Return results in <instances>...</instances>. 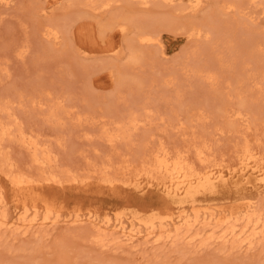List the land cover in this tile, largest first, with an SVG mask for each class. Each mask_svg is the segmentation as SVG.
Instances as JSON below:
<instances>
[{
  "label": "rangeland",
  "instance_id": "1",
  "mask_svg": "<svg viewBox=\"0 0 264 264\" xmlns=\"http://www.w3.org/2000/svg\"><path fill=\"white\" fill-rule=\"evenodd\" d=\"M103 1L110 2L109 6H101L99 3ZM247 1L201 0L198 11L194 12L188 9L189 0H176L169 5L151 3L148 7H142L138 0L0 2V128L4 123L5 127H11V130L10 127L7 129L10 135L0 139V167H3L2 170L0 168V187L10 192L4 176L9 164H12V169L38 171L30 160L31 149L22 146L18 139L16 141L19 129L40 138L38 141L51 150L54 169L67 168L77 176L89 177L87 183H76L77 188L76 184L70 186L68 183L63 188H58L59 185L45 187L48 202L63 214L59 220L61 223L58 221L48 229L46 226H34L25 235L18 229L14 231V226L1 227L0 264H264V240L245 252L243 248L220 250L219 241L204 248L196 245L198 240L190 242L187 237L171 242V238L154 241L147 237L145 240L146 237L141 235L139 239L136 237L137 240L134 237L130 244L118 229L108 227V233L111 230L110 234H115V238L107 236L106 240L112 241L106 244L105 240L104 245L93 241L96 221L89 222L84 217L75 223L73 219L64 220V215L75 211H92L100 219L105 213L125 219L140 212L139 215L147 217L152 212L173 207L156 189L140 194L130 185L136 179L142 183L147 181L146 174L136 175L134 169L139 168L144 155V159L150 157L158 150L157 147H165L170 153L173 150L171 154L182 151L199 166L195 152L198 149L202 151L201 146L204 145L207 150L204 149L202 155L206 161L215 163L217 167H226L236 166L238 153L242 146L248 144L249 149L264 161V0L260 3L254 0L252 4L251 0ZM158 17L162 21H158ZM121 20L127 22L125 31L120 30ZM152 21L158 23L150 24ZM144 24L148 29L155 27L158 45L155 42L148 46V43L137 45L134 42L137 26ZM51 25L59 32L55 38L52 34L46 35ZM199 25L202 26L197 29ZM131 49L140 50L138 62H128ZM241 100L244 101L243 106L238 103ZM137 104H143L146 112L137 108ZM224 108L228 113L223 112ZM132 110L141 113L138 112L137 126L128 127L131 131L129 139L125 135V141L121 136L116 142L113 140L114 143L105 141L107 131L104 130L111 132L119 125L123 129L125 125L119 122L124 123ZM237 110L245 115L242 120L228 115ZM92 118L99 120L96 122ZM163 123H166L164 127ZM187 140L189 142L186 143ZM102 163L109 166L106 172L110 176L120 180L125 178L121 181L124 185L120 181L113 187L100 184L101 168L98 167H102ZM82 170L84 172L80 173ZM126 179L128 181L124 183ZM240 193L253 191L219 187L216 192L198 194L197 198L200 205L230 206L237 202ZM254 199L257 203L264 201V192L256 194ZM16 211L12 205L9 206L10 215H15ZM36 227H41L44 232L40 228L37 231ZM104 230L107 233V229Z\"/></svg>",
  "mask_w": 264,
  "mask_h": 264
},
{
  "label": "bare ground",
  "instance_id": "2",
  "mask_svg": "<svg viewBox=\"0 0 264 264\" xmlns=\"http://www.w3.org/2000/svg\"><path fill=\"white\" fill-rule=\"evenodd\" d=\"M9 0H0V2L7 3ZM11 1V0H10ZM90 1V0H89ZM176 0H138L140 4L143 6H149V4H164V5H169L174 3ZM236 1V0H235ZM240 1V0H238ZM247 0H245L246 2ZM251 0V4H252ZM262 1V0H261ZM178 2V1H177ZM190 4H187L189 7L188 9L195 10L200 7V4L202 3L201 0H189ZM231 2V1H230ZM242 2V1H241ZM238 2V3H241ZM248 2V1H247ZM255 2V1H254ZM253 2V4H254ZM257 2V0H256ZM110 2H101L99 3L101 6L105 7L108 5ZM180 3V2H179ZM232 3V2H231ZM243 3V2H242ZM249 3V2H248ZM260 3V0H259ZM258 3V5H260ZM138 4V3H137ZM224 4V3H223ZM243 5V4H241ZM99 6V7H101ZM109 6V5H108ZM175 6V5H174ZM203 6V5H202ZM257 6V5H255ZM186 7V6H185ZM182 8V7H181ZM184 8V7H183ZM221 8V7H220ZM228 8H231L228 6ZM227 8V9H228ZM233 8V7H232ZM236 8V7H235ZM238 8V6H237ZM52 9V8H51ZM50 9V10H51ZM218 9V8H217ZM226 9V10H227ZM239 9V8H238ZM235 10V9H233ZM237 10V9H236ZM95 11V10H93ZM198 11V10H197ZM217 11V10H216ZM223 11V10H222ZM222 11L220 13H222ZM45 12V9H44ZM234 12V11H231ZM41 13V12H40ZM225 14V13H224ZM254 17V16H253ZM252 17V18H253ZM256 17V16H255ZM147 18V17H146ZM152 18V17H151ZM150 18V19H151ZM251 18V17H250ZM257 18V17H256ZM253 18V19H256ZM112 19V18H110ZM117 19V18H116ZM124 19V18H123ZM148 19V18H147ZM161 20V17H158ZM171 20V19H168ZM149 21V20H148ZM162 21V20H161ZM160 21V22H161ZM113 22V21H111ZM122 22V20H121ZM153 22V21H152ZM150 22V24L156 25L158 23L157 21H154L153 23ZM159 22V24H160ZM166 22V21H165ZM97 23H100L99 21ZM114 23V22H113ZM127 22H122L119 24L120 30L125 31V28ZM164 23V22H163ZM192 23V22H191ZM195 23V22H194ZM208 23V22H207ZM206 23V24H207ZM109 24V23H108ZM149 24V25H150ZM200 24V23H199ZM203 23V25H206ZM212 24V23H211ZM214 24V23H213ZM175 25V24H174ZM173 25V26H174ZM190 25V24H188ZM192 25V24H191ZM190 25V26H191ZM215 25V24H214ZM48 26L46 35L49 34V36L52 34L55 38L57 37V33L59 35V32L55 27ZM69 26V25H68ZM181 26V25H180ZM202 25H199L197 29H200ZM209 26V25H208ZM150 27V26H149ZM155 28V27H154ZM151 29V27L148 29L146 28L145 24L144 25H139L137 26V31L135 33V38L134 42L138 45V43H152L157 41L159 42V38L157 37V34L155 33L156 30ZM180 28V27H179ZM195 28V25L194 27ZM214 28V27H213ZM212 28V29H213ZM98 29V28H97ZM170 29V28H169ZM175 29V28H174ZM208 29H210L208 27ZM219 29V28H218ZM109 30V28H108ZM217 30V29H216ZM61 31V30H60ZM135 31V30H134ZM158 31V30H157ZM185 31V30H184ZM191 31V30H190ZM198 31V30H197ZM100 32V31H99ZM206 32V31H205ZM43 33H45L43 31ZM64 33V32H63ZM193 33V32H189ZM195 33V32H194ZM199 33V32H197ZM208 33V30H207ZM206 33V35H207ZM106 34V33H105ZM174 34V33H173ZM211 34V33H210ZM250 34V33H249ZM44 35V34H43ZM41 35V36H43ZM45 35V36H46ZM192 35V34H191ZM44 36V37H45ZM160 36V35H159ZM188 36V35H187ZM205 36V35H204ZM209 36V35H208ZM251 36H253L251 34ZM48 36H46L47 38ZM122 37V36H121ZM197 37V36H194ZM248 37V36H247ZM49 38V37H48ZM52 38V36H51ZM106 38V37H105ZM199 39V38H198ZM202 39V38H201ZM49 40V39H48ZM133 40V39H132ZM131 40V41H132ZM254 40V39H253ZM233 41V40H232ZM129 42V40H128ZM156 43V42H155ZM154 43V44H155ZM53 44V43H52ZM132 44V43H131ZM158 45V43H156ZM144 45V44H143ZM54 46V44H53ZM146 46V45H145ZM255 45L254 47H256ZM253 47V46H252ZM251 47V48H252ZM253 47V48H254ZM258 48V47H257ZM21 50V49H20ZM132 52L130 53L128 62H138L140 60V50L136 49L133 50L131 49ZM144 50V49H142ZM249 50V49H248ZM252 50V49H250ZM22 51V50H21ZM150 51V50H149ZM253 51V50H252ZM251 51V52H252ZM118 52V51H117ZM116 52V53H117ZM130 52V51H129ZM139 52V53H138ZM248 52V51H247ZM21 53V52H20ZM150 53V52H149ZM240 53V52H239ZM253 53V52H252ZM144 54V53H143ZM251 54V53H249ZM241 55V54H240ZM252 55V54H251ZM127 56V57H128ZM243 59V58H242ZM250 59V58H249ZM221 60V59H219ZM103 64V63H102ZM245 65V64H244ZM264 65V64H262ZM202 66V65H201ZM232 67V66H231ZM202 70V69H201ZM129 72V71H127ZM243 72V71H242ZM236 73V72H235ZM130 74V73H129ZM248 74V73H247ZM252 75V74H251ZM210 76V75H209ZM250 76V75H249ZM90 77V76H89ZM214 77V76H213ZM212 78V77H211ZM208 79V78H207ZM210 79V78H209ZM122 80V79H121ZM89 81V80H88ZM122 83V82H121ZM126 83V81L124 82ZM137 83V82H136ZM139 83V82H138ZM242 83V82H241ZM140 85V84H139ZM138 85V86H139ZM91 86V85H90ZM139 87H142L140 85ZM34 101V100H33ZM37 101V100H36ZM142 101V100H141ZM240 106L244 105V101L238 102ZM181 104V103H180ZM139 105L137 108L139 109H144L142 106L143 104H137ZM222 105V104H219ZM229 105V104H228ZM9 106V105H8ZM58 106V105H57ZM146 106V105H145ZM227 106V105H226ZM132 107V106H131ZM230 107V106H229ZM53 108V107H52ZM51 108V109H52ZM61 108L58 107V109ZM64 108V107H63ZM62 108V110H63ZM68 108V107H67ZM186 108V107H185ZM188 108V107H187ZM195 108V107H194ZM198 108V107H197ZM55 109V108H54ZM65 109V108H64ZM192 109V108H191ZM61 110V109H60ZM66 110V109H65ZM69 110V109H68ZM145 110V109H144ZM150 110V108L148 109ZM242 110V109H241ZM64 111V110H63ZM70 111V110H69ZM142 111V110H141ZM157 111V110H156ZM59 112V111H58ZM66 112V111H65ZM68 112V111H67ZM72 112V111H70ZM125 112V111H124ZM127 117L125 118L126 121L124 123L119 122V124H124L125 127H120L117 126L116 130H111L114 133H111L110 130H104L107 131V135L105 141H111V143H114L115 140L121 136L124 141L125 139L123 138L126 137L129 139V132L130 129L133 126H137V122H139V117L141 113L138 110H132L129 111ZM139 112V113H138ZM146 112V110H145ZM153 112V111H152ZM150 111V113H152ZM174 112V111H173ZM218 112V111H217ZM222 112V109L221 111ZM224 113H228L227 110L224 108L223 109ZM236 112V113H235ZM231 114H228L229 116L235 115L237 118H241L242 120V113L241 111L237 110ZM52 113V111L50 112ZM186 113V112H185ZM245 113V112H244ZM14 113L12 112V115ZM61 115V113H58ZM145 114V113H144ZM59 115V117H60ZM65 116V113L63 114ZM73 115V114H72ZM121 115V114H120ZM174 115V114H173ZM186 115V114H185ZM223 115V114H222ZM8 116V115H7ZM52 116V115H51ZM76 116V114H75ZM83 116V114H82ZM92 116V115H90ZM157 116V115H156ZM221 116V115H220ZM54 117V116H53ZM58 117V118H59ZM62 117V116H61ZM73 117V116H72ZM159 117V116H158ZM161 117V115H160ZM225 117V116H224ZM223 117V118H224ZM52 118V117H51ZM56 118V117H55ZM85 118V117H84ZM101 118V117H100ZM123 118V120H124ZM142 118V117H141ZM147 118V117H146ZM152 118V115L151 117ZM255 118V117H254ZM258 118V117H257ZM260 118V117H259ZM3 119V118H2ZM93 119V118H92ZM98 119V118H97ZM96 119V120H97ZM149 119V118H148ZM147 119V120H148ZM162 119V117H161ZM180 119V117H179ZM178 119V121H179ZM227 119V118H226ZM232 119V118H231ZM87 120V119H86ZM95 119H93L94 121ZM95 120V121H96ZM99 120V119H98ZM105 120V119H104ZM230 120V119H229ZM236 120V119H235ZM238 120V119H237ZM246 120V119H243ZM248 120V119H247ZM260 120V119H259ZM83 121V120H82ZM91 121V119H90ZM89 121V122H90ZM118 122V120H116ZM122 121V120H121ZM164 121V120H163ZM162 121V122H163ZM170 121V120H169ZM181 121V120H180ZM228 121V120H227ZM92 122V121H91ZM98 122V121H96ZM114 122V121H113ZM127 122V123H126ZM142 122V121H141ZM161 122V121H160ZM237 122V121H236ZM239 122V120H238ZM242 122V121H241ZM250 122V121H249ZM13 123V122H12ZM81 124V122H79ZM83 123V122H82ZM85 123V121H84ZM115 123V122H114ZM130 125H126V124ZM148 123V122H147ZM247 123V121H246ZM1 124V123H0ZM92 124V123H91ZM109 124V123H108ZM111 124V123H110ZM117 124V123H116ZM142 123H140L141 125ZM164 124V123H163ZM169 124V123H168ZM183 124V123H181ZM234 124V123H233ZM233 124L231 126H233ZM244 124V123H243ZM9 125V124H8ZM100 125V123H99ZM115 125V124H114ZM144 125V124H143ZM142 125V126H143ZM166 125V123L163 125V127ZM170 125V124H169ZM172 125V124H171ZM178 125V124H177ZM239 125H242L239 124ZM238 125V126H239ZM247 125V124H246ZM253 125V124H252ZM13 126V124H12ZM95 126V125H94ZM103 126V125H101ZM105 126V125H104ZM107 126V125H106ZM111 126V125H110ZM113 126V125H112ZM146 126V125H145ZM182 127V125H180ZM249 126V125H248ZM10 127V126H9ZM9 127H5V123L1 125L0 128V139L3 138V136L10 135V132H7V129ZM19 127V126H18ZM177 127V126H176ZM187 127V126H186ZM247 127V126H246ZM17 128V127H16ZM99 128V127H98ZM96 128V129H98ZM125 128V129H124ZM166 128V127H165ZM184 128V127H183ZM215 128H218L217 126ZM239 128V127H236ZM235 128V129H236ZM242 128V127H241ZM251 128V127H249ZM11 130V127L9 128ZM8 129V130H9ZM107 129V128H106ZM126 129H129L128 132ZM136 129V128H133ZM164 129V128H163ZM176 129V128H175ZM174 129V130H175ZM178 129V128H177ZM228 129V128H226ZM235 129H232L236 131ZM240 129V128H239ZM253 129V128H252ZM101 130V129H100ZM98 130V131H100ZM137 130V129H136ZM141 130V129H140ZM238 130V129H237ZM251 130V129H250ZM256 130V129H255ZM16 131V130H15ZM35 131V130H34ZM117 131V132H116ZM142 131V130H141ZM183 131V130H182ZM205 131V130H204ZM229 131V130H227ZM231 131V129H230ZM233 131V132H234ZM239 131V130H238ZM12 132V131H11ZM18 132V133H17ZM17 135H16V141L18 139L19 142L22 143V146L25 145L28 149H31V155H30V160L32 163L37 166V172L32 173V172H27L15 168L12 169V164H9V169L7 171L4 168V176L7 181V186L8 190H10L9 193L3 190V188L0 187V228L1 227H12L14 226V231L15 229L20 230V232L24 235L25 233L34 226H46V229L50 228L48 226L53 225L54 223L58 222L63 214L54 208V205L48 202V196L46 195L47 193L45 192V187L48 188H53L57 185L58 188L60 186H65L66 183L74 184L75 186L76 183H87L89 180L87 176H77V174H73L72 171L66 170H56L54 167L51 165L52 162V156L50 154L51 150H49L45 144L40 143L33 135L24 132L22 129L17 130ZM116 132V133H115ZM126 132V133H125ZM177 132V131H176ZM217 132V131H216ZM219 132V130H218ZM247 132V131H246ZM37 133V132H36ZM195 133V132H194ZM203 133V132H202ZM7 134V135H6ZM129 134V135H128ZM184 134V133H183ZM223 134V133H222ZM243 134V133H242ZM246 134V133H245ZM15 135V134H14ZM35 135V133H34ZM95 135V134H94ZM205 135V134H204ZM249 135V134H248ZM131 136V135H130ZM193 136V135H192ZM199 136V135H198ZM201 136V135H200ZM89 137V136H88ZM100 139V136H98ZM96 135V138H98ZM118 137V138H117ZM136 137V136H135ZM150 137V136H149ZM194 137V136H193ZM207 137V136H206ZM209 137V136H208ZM207 137V139H208ZM42 138V136H41ZM87 138V137H86ZM152 138V137H151ZM150 138V139H151ZM192 138V137H191ZM203 138V137H202ZM244 138V137H243ZM98 139V140H99ZM103 139V138H102ZM194 139V138H193ZM206 139V138H205ZM246 139V138H244ZM114 140V141H113ZM160 140V139H159ZM9 141V140H7ZM42 141V139H41ZM102 141V140H101ZM113 141V142H112ZM119 141V140H118ZM193 142V140H190ZM196 141V140H195ZM194 141V142H195ZM245 141V140H244ZM12 142V141H11ZM14 142V141H13ZM104 142V141H103ZM116 142V141H115ZM121 142V140H120ZM186 143L189 142L188 140L185 141ZM184 142V143H185ZM6 143V142H5ZM18 143V142H17ZM106 143V142H105ZM130 143V142H129ZM133 143V142H132ZM131 143V144H132ZM143 143V142H142ZM161 143V141H160ZM183 143V142H182ZM245 143V142H244ZM118 144V143H115ZM134 144V143H133ZM190 144V143H189ZM188 144V145H189ZM205 144V143H204ZM252 144V143H251ZM9 145V144H8ZM20 145V144H19ZM112 145V144H111ZM127 145V144H126ZM185 145V144H184ZM206 145V144H205ZM244 145V144H243ZM3 146V145H2ZM21 146V147H22ZM24 146V147H25ZM115 146V145H114ZM123 146V145H122ZM121 146V147H122ZM133 146V145H132ZM144 146V145H142ZM190 146V145H189ZM194 146V145H193ZM201 147L202 151L204 149L207 150V148ZM5 147V146H4ZM113 147V146H112ZM127 147V146H125ZM192 147V146H191ZM197 147V146H196ZM196 147H194V150L196 151ZM26 148V150H27ZM114 148V147H113ZM116 148V147H115ZM129 148V147H128ZM149 148V146H148ZM158 150L153 152V154H148L150 157H142V160L140 162V166L135 167L136 169V175L139 173H144L146 174V179L147 181L142 183L139 179H136L134 182H130V185H133V189L135 190L136 193H145L148 192L152 189H156L157 192L160 193V195L166 199L168 202L173 204V207L168 208L162 212H155L147 217H143L139 215L140 213L136 215H131L128 218H122L120 216H110L108 213H105L103 217L100 219L97 217V215L92 212H80V211H74L73 213H68L64 215V220H74L73 223L78 222V220L83 219V217L89 222H95L96 225V230L93 235V241L99 242L104 244L105 240L108 239L106 238L107 236H110L111 238H115V234L113 236L108 233V227H112V229H118L121 232V235L126 239L130 240L129 243L132 244V239L135 237L138 238V236H144L146 237L145 240H147V237L153 239L154 241L157 240H164V239H170L171 242L177 241V240H182L181 238H188L190 242H195L198 240V246L204 247L207 246L209 243H212L214 241H219L221 243L220 250H232V249H251L255 243L264 240V201L261 203H257L255 201V195L260 194L264 192V161H262L255 151H251L249 149V145L245 144L242 146V150L240 153L237 155V160H236V166H220L217 167L215 163L210 164L209 162L206 161V158L202 155V151L198 149L197 152H195L196 158L200 162L199 166L195 165L192 161H190L187 157L188 155H185V153L182 151L177 152L175 154H171L169 150H167L165 147H157ZM176 148V147H175ZM96 149V148H94ZM146 149V148H144ZM178 149V148H177ZM181 149V148H180ZM210 149V148H209ZM6 150V149H5ZM129 150V149H127ZM183 150V149H182ZM187 150V149H186ZM209 151V150H208ZM27 152V151H26ZM53 152V151H52ZM190 152V151H188ZM2 153V152H1ZM6 153V152H5ZM28 153L30 154L29 150ZM98 153V152H97ZM104 153V152H103ZM117 153V152H116ZM146 153V151H145ZM174 153V152H173ZM197 153V154H196ZM205 153V152H204ZM3 154V153H2ZM119 154V153H118ZM115 155V154H114ZM214 155V154H213ZM236 155V154H235ZM262 155V154H261ZM8 156V155H7ZM85 156V155H84ZM103 156V155H101ZM226 156V155H225ZM97 157V156H96ZM125 157V156H122ZM121 157V158H122ZM213 157V156H211ZM87 159V157H85ZM83 157V159H85ZM223 158V157H222ZM262 158V157H261ZM29 159V158H28ZM60 159V158H59ZM108 161L110 160L107 158ZM123 159V158H122ZM192 160V159H191ZM209 160V158H208ZM229 160V159H228ZM84 161V160H83ZM89 162L91 161L88 160ZM86 161V163H88ZM101 161V160H100ZM214 161V160H213ZM21 162V161H20ZM30 162V161H29ZM54 162V160H53ZM96 162V161H95ZM128 162V161H127ZM211 162V161H210ZM219 162V161H218ZM223 162V161H222ZM4 163V162H3ZM56 163V162H55ZM111 163V162H109ZM125 163V162H124ZM130 163V162H129ZM128 163V164H129ZM221 163V162H219ZM7 164V163H6ZM58 164V163H57ZM95 164V163H94ZM103 164V163H102ZM105 164V163H104ZM101 165L102 167L104 166ZM132 164V163H131ZM1 165V164H0ZM26 165V164H25ZM29 165H32L29 163ZM34 165V166H35ZM67 165V164H66ZM78 165V164H77ZM86 165V164H85ZM123 165V164H122ZM135 165V164H134ZM28 166V165H27ZM33 166V165H32ZM55 166V165H54ZM91 166V165H90ZM95 166V165H94ZM120 166V165H118ZM117 166V167H118ZM128 166V165H127ZM130 166V165H129ZM133 166V165H131ZM2 167V166H1ZM0 167V168H1ZM58 167V166H57ZM79 167V166H78ZM93 167V166H92ZM102 167H98L99 169L101 168V173H100V178L99 181L100 184H104L105 187L110 186L113 187L118 181H122L119 179V177L116 176H110L109 172L107 173L106 170L109 169V166L105 165L102 169ZM121 167V166H120ZM126 167V166H125ZM3 168V167H2ZM1 168V170H2ZM36 168V167H35ZM51 168V169H49ZM97 168V166H96ZM31 169V168H30ZM75 169V168H74ZM77 169V168H76ZM75 169V170H76ZM95 169V168H94ZM122 169V168H121ZM128 169V168H126ZM0 170V171H1ZM66 170V171H65ZM85 170V168L83 169ZM80 171L84 172V171ZM96 170V169H95ZM94 170V171H95ZM115 170V169H114ZM123 170V169H122ZM128 170H131L130 168ZM94 171H89V172H94ZM97 171V170H96ZM99 171V170H98ZM109 171V170H108ZM87 173V171H85ZM119 172V171H118ZM125 172V171H124ZM124 172L122 174L124 175ZM3 173V172H2ZM130 173V172H129ZM96 174V173H95ZM111 174V173H110ZM87 175V174H86ZM115 175H117L115 173ZM89 176V175H88ZM121 176V175H120ZM128 176V175H126ZM125 176V177H126ZM135 176V175H134ZM145 176V175H144ZM121 178V177H120ZM127 178V177H126ZM138 178V177H136ZM93 179V178H92ZM134 180V179H133ZM128 181L126 179L124 183ZM129 181H131L129 179ZM93 181L90 182L92 184ZM96 182V183H98ZM65 184V185H64ZM95 184V181H94ZM120 184H123L121 182ZM77 185V184H76ZM85 185V184H84ZM97 185V184H95ZM99 185V184H98ZM124 185V184H123ZM126 185V184H125ZM1 186V185H0ZM68 186V185H67ZM71 186V185H70ZM72 186V187H73ZM81 186V185H80ZM89 186V185H87ZM130 187L128 184L126 185ZM76 188L79 187L78 185L75 186ZM85 187V186H84ZM219 187H222L224 189H235V190H252L253 193L247 194V193H240L239 197H237V202L232 203L230 206H224V205H212V204H205V205H200L198 203V194H204L205 192H216ZM87 188V187H85ZM84 188V189H85ZM264 200V199H262ZM42 201L41 203H39ZM11 205L14 207V209H17L15 215H10L8 212V208ZM20 204L22 205L20 209ZM61 206V205H60ZM175 206V207H174ZM176 208V209H175ZM122 210V209H121ZM118 212V211H117ZM120 212V211H119ZM124 212V211H122ZM121 213V212H120ZM116 214V212H115ZM119 214V213H117ZM122 215V214H121ZM99 216V215H98ZM61 221V220H60ZM59 221V222H60ZM63 222V220H62ZM80 222V221H79ZM84 221H81L82 223ZM61 223V222H60ZM66 223V222H65ZM71 223V222H70ZM98 223V225H97ZM68 224V222H67ZM72 224V223H71ZM70 224V225H71ZM83 224V223H82ZM93 223H91L90 226H92ZM80 225V224H79ZM89 226V227H90ZM41 227L40 230H41ZM55 227V226H54ZM94 225L92 226L93 230ZM37 228V227H36ZM35 228V229H36ZM37 228V231L39 230ZM94 228V229H95ZM9 229V228H8ZM107 229V233L104 232ZM111 229V228H110ZM34 230V229H33ZM89 230V229H88ZM114 230V231H115ZM117 230V231H118ZM8 231V230H7ZM43 230H41L42 232ZM47 231V230H46ZM18 232V231H17ZM44 232V231H43ZM12 233V232H11ZM15 233V232H14ZM40 233V232H39ZM38 233V234H39ZM114 233V232H113ZM21 234V235H22ZM30 234V231H29ZM27 235V234H26ZM91 235V234H90ZM18 236V235H17ZM141 236V237H142ZM122 237V238H123ZM140 237V239H142ZM88 238V237H87ZM136 238V240H137ZM139 239V238H138ZM115 240V239H113ZM122 240V239H121ZM135 240V239H134ZM149 240V243L150 241ZM186 240V241H188ZM112 241V239H111ZM111 241L106 240V244L108 242L110 243ZM117 241V240H116ZM115 241V242H116ZM143 241V239H142ZM165 241V240H164ZM163 241V242H164ZM185 241V240H184ZM123 242V241H122ZM121 242V243H122ZM134 242V241H133ZM147 242V241H146ZM153 244V241H151ZM168 242V241H167ZM170 242V241H169ZM180 242V241H179ZM197 242V241H196ZM95 243V242H94ZM139 243V242H138ZM178 243V242H177ZM96 244V243H95ZM111 244V243H110ZM109 244V245H110ZM116 244V243H115ZM119 244V243H118ZM125 244H127L125 242ZM157 244V243H156ZM166 244V243H164ZM171 244V243H170ZM174 244V243H173ZM186 244V243H185ZM219 244V243H218ZM262 245L261 243H259ZM105 245V244H104ZM113 245V244H112ZM145 245V244H144ZM143 245V246H144ZM155 246V244H153ZM158 245V244H157ZM172 245V244H171ZM176 245V244H175ZM187 245V244H186ZM97 246V245H96ZM128 246V245H127ZM133 246V245H132ZM135 246V244H134ZM136 246H139L138 244ZM142 246V245H141ZM162 246V245H161ZM160 246V247H161ZM180 246V245H178ZM176 246V248L178 247ZM210 246V245H209ZM217 246V245H216ZM257 246H259L257 244ZM105 247V246H104ZM109 247V246H107ZM113 248V246H110ZM146 247V246H145ZM168 247V245H167ZM181 247V246H180ZM188 247V246H187ZM262 247V246H261ZM103 248V246H102ZM128 248V247H127ZM132 248V247H131ZM139 248V247H138ZM104 249V248H103ZM137 248H135L136 250ZM142 249V248H141ZM154 249V248H153ZM159 249V248H158ZM157 249V250H158ZM180 249V248H179ZM195 249V246H194ZM219 249V248H218ZM254 249V247H253ZM116 250V249H115ZM129 250V249H128ZM134 250V249H133ZM139 250V249H138ZM156 250V251H157ZM172 250V249H171ZM183 250V249H181ZM264 250V249H262ZM153 251V250H152ZM249 251V250H248ZM252 251V250H251ZM180 252V251H179ZM226 252V251H225ZM240 252V251H239ZM247 252V251H246ZM188 253V251H187ZM237 253V252H236ZM264 263V262H262ZM257 264V263H256Z\"/></svg>",
  "mask_w": 264,
  "mask_h": 264
}]
</instances>
